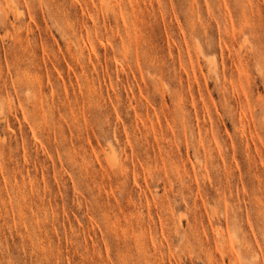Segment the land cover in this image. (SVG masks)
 <instances>
[{
	"label": "rangeland",
	"instance_id": "obj_1",
	"mask_svg": "<svg viewBox=\"0 0 264 264\" xmlns=\"http://www.w3.org/2000/svg\"><path fill=\"white\" fill-rule=\"evenodd\" d=\"M0 264H264V0H0Z\"/></svg>",
	"mask_w": 264,
	"mask_h": 264
},
{
	"label": "bare ground",
	"instance_id": "obj_2",
	"mask_svg": "<svg viewBox=\"0 0 264 264\" xmlns=\"http://www.w3.org/2000/svg\"><path fill=\"white\" fill-rule=\"evenodd\" d=\"M214 62V61H213ZM213 62H212V64H213ZM216 62V61H215ZM211 63V62H210ZM210 65V64H209ZM213 65H215V64H213ZM211 66V65H210ZM212 67H214V66H212ZM212 67H210V68H212Z\"/></svg>",
	"mask_w": 264,
	"mask_h": 264
}]
</instances>
